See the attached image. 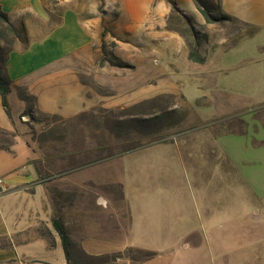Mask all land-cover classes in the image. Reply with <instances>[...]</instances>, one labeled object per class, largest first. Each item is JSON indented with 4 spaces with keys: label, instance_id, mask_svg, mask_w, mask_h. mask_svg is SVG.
<instances>
[{
    "label": "rangeland",
    "instance_id": "rangeland-1",
    "mask_svg": "<svg viewBox=\"0 0 264 264\" xmlns=\"http://www.w3.org/2000/svg\"><path fill=\"white\" fill-rule=\"evenodd\" d=\"M136 1L47 0L52 18H27L31 28L50 31L62 21L66 9L79 14L92 43L65 52L57 69L67 75L79 71L88 94L101 100L95 108L69 119H54L47 114L28 119L29 141L40 157L37 168L48 176L54 215L61 218L75 242L80 243L82 225L101 224L102 238L92 250H121L128 243L125 217L120 224L112 209L120 202V188L86 184L79 189L74 183L59 180L66 175L63 166L106 154L127 136L144 144L155 138L162 143L178 140V147L169 146L173 152L158 154H174V165H169L174 175L170 186L165 187L173 191L183 211L190 213L195 200L187 173L177 164L179 148L196 159L205 154L209 134L223 136L228 144L222 147L229 153V162L222 165L227 177L223 203L230 214L238 205V216L244 219L243 234L260 240L253 247L257 252L255 264H264V163L258 160V148L262 153L264 145L256 146L264 143V14L252 11L246 16L247 22L260 28L258 31L241 21L209 24L201 13L191 10L192 0L183 5L188 14L177 0H173L176 7L168 0H152L141 12ZM219 4V0L203 1L204 8L215 17L219 16ZM3 29L0 26V31ZM20 30L15 37L0 35V64L6 61L10 40H15L14 49L24 50L31 38L39 37L37 33L28 36L26 28ZM193 50L205 60L203 64L189 59ZM85 97L88 103L90 98ZM154 117H160L159 124L134 123L122 132L113 123L115 118ZM81 150L83 155H72ZM127 165L126 160H112L89 169L86 175L103 183L119 174L123 177ZM208 187L213 192L209 197L218 200L217 183ZM48 259L53 264L66 263L63 251ZM125 263L133 261L126 256L119 264Z\"/></svg>",
    "mask_w": 264,
    "mask_h": 264
},
{
    "label": "crops",
    "instance_id": "crops-1",
    "mask_svg": "<svg viewBox=\"0 0 264 264\" xmlns=\"http://www.w3.org/2000/svg\"><path fill=\"white\" fill-rule=\"evenodd\" d=\"M177 1L180 9L188 14L183 5L190 0ZM219 1L226 14L244 22L252 11L264 14V0ZM151 2L138 0L136 5L141 12V8L150 6ZM0 4L19 33L20 29L26 28L28 36L39 34L30 39L24 50L16 48L8 54L6 67L13 81L8 95L11 117L0 97V129L15 134L12 149L0 150V179L3 181L0 187V264H53L48 258L64 250L51 226L52 219L57 217L50 183L39 180L36 162L40 157L30 144V118L24 115L26 102L20 98L17 88H26L36 98L37 114L69 119L95 108L101 100L88 94L87 85L78 76L79 71L67 75L57 69L65 52L90 46L92 38L73 9H66L62 21L50 31H44L31 28L26 21L29 17L45 21L52 18L48 15L47 0H1ZM191 10L200 14L194 2ZM85 94L90 98H87L88 103ZM209 135L211 139L207 141L205 154L192 159L179 148L177 155V164L185 169L195 200L194 208H189L191 214L183 211L176 203L173 191L165 187L170 186L174 175L169 167L174 165V154L172 157L158 154L173 152L169 146L178 147V140L144 147L112 159L128 162L123 177L119 174L100 183L86 175L89 169L112 161L109 160L66 174L59 180L74 183L79 189L86 184H109L120 188V202L112 209L120 224H124L125 217L124 237L128 243L111 253L129 247L155 253L153 258L138 264H255L257 252L253 247L260 240L243 234L244 219L238 216L241 215L238 205L230 214L229 207L223 203V195L227 192L223 185L227 177L222 172V165L229 162V153L222 146L228 143L223 136ZM258 150V160L264 163V152ZM213 183L219 186L215 189L218 200L209 197L213 192L208 184ZM82 227L80 243L85 251L92 255L105 254L92 250L102 238L101 224ZM45 230L52 234L54 245L44 235Z\"/></svg>",
    "mask_w": 264,
    "mask_h": 264
},
{
    "label": "trees",
    "instance_id": "trees-1",
    "mask_svg": "<svg viewBox=\"0 0 264 264\" xmlns=\"http://www.w3.org/2000/svg\"><path fill=\"white\" fill-rule=\"evenodd\" d=\"M193 1L197 9L199 10V12L204 17L205 21L209 24L220 22V21H223V22L241 21L240 19L232 15L226 14L222 10V7L220 4L217 8L219 12V16L215 17L212 11H208L204 8L203 6L204 0H193ZM168 2L176 7V3L173 0H168ZM241 22H243L247 26H251V28L253 27L254 29H257L258 31L260 29L259 27L253 24H250L244 21H241ZM0 26L4 27V29L0 31V35L4 37H7L8 35H12L15 37L16 35L19 34L18 30L10 22L8 15L2 10L1 4H0ZM258 31L250 34V37L255 36L258 33ZM14 41L15 40L13 39L10 40L9 44L11 45V47L9 49V52L7 53L6 61L4 62V65L0 64V97L2 99V105L9 117H11V110H10V105L8 101V95L13 86V81L8 75L6 64H7L8 54L14 49L13 48ZM189 59L199 64H203L205 62L203 58H200L196 50L190 51ZM18 88L17 90H18V94L20 98L26 102V109L24 110V115L28 116L31 120H35L36 116L38 115L36 111V98L32 94H30V92L26 88L24 87H18ZM111 113L113 117H115L114 111L111 110ZM48 117H51L54 119L59 118L61 120L63 119L58 115H48ZM159 120H160V117H154L152 119L115 118L113 123H114V126L117 128V130L122 132L123 130H125L126 128H128L134 123H137L140 125H145V124L156 125V124H159ZM154 136H157V135H154ZM14 138H15L14 133L0 129V150L10 151L12 149ZM139 141L140 140H136V138L134 137L127 136L125 140H120L117 144H113L111 146L112 148L106 154L96 155V156H87V159L83 162L74 160L70 162L71 164H69L67 167L63 166L62 168L64 170L63 172L64 174L73 173V172H76L86 167H91L93 165H97L102 162H106V161H109V160H112L118 157H122L126 154L132 153L141 148L155 145L158 143H162L157 138H155V140H153L152 142H148L146 144H144L142 141H141L142 143H140ZM83 154H84L83 150L73 151L72 153L73 156H79ZM36 166H37V162H36ZM37 173L39 176V180L42 181L41 183L48 181L47 179L48 176H43L39 168H37ZM52 227L61 240V244L64 250L65 259H66V264H119V262L122 261L124 258H126V256L128 258L130 257V259L133 261L132 264H138L143 261L149 260L155 256L154 252L137 249V248H131V247L127 248L124 251L92 255L85 251L81 243H77L71 238L61 218L59 217L53 218ZM44 235L50 238L51 244L54 245L52 234L49 231H45ZM127 251L130 253H137L141 257L140 258L132 257L129 254H127Z\"/></svg>",
    "mask_w": 264,
    "mask_h": 264
},
{
    "label": "built area",
    "instance_id": "built-area-1",
    "mask_svg": "<svg viewBox=\"0 0 264 264\" xmlns=\"http://www.w3.org/2000/svg\"><path fill=\"white\" fill-rule=\"evenodd\" d=\"M2 182H3L2 179H0V187H1V185H2Z\"/></svg>",
    "mask_w": 264,
    "mask_h": 264
}]
</instances>
